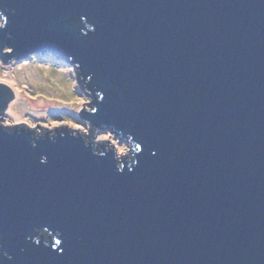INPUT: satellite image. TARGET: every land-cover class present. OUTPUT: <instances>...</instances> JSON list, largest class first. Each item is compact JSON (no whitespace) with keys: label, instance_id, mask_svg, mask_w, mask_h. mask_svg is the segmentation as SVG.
Here are the masks:
<instances>
[{"label":"water","instance_id":"obj_1","mask_svg":"<svg viewBox=\"0 0 264 264\" xmlns=\"http://www.w3.org/2000/svg\"><path fill=\"white\" fill-rule=\"evenodd\" d=\"M0 16L5 57L66 58L100 93L91 131L7 127L0 81V264H264V0H0Z\"/></svg>","mask_w":264,"mask_h":264},{"label":"rangeland","instance_id":"obj_2","mask_svg":"<svg viewBox=\"0 0 264 264\" xmlns=\"http://www.w3.org/2000/svg\"><path fill=\"white\" fill-rule=\"evenodd\" d=\"M72 65L49 53L5 57L0 47V81L14 92L3 109L7 127L27 123V128H37L38 123L55 130L70 123L72 129L91 131V123L83 118L91 97L81 90ZM39 101L46 105L43 109ZM110 130L95 126V140L114 142L115 151L131 154L132 142L119 140Z\"/></svg>","mask_w":264,"mask_h":264},{"label":"trees","instance_id":"obj_3","mask_svg":"<svg viewBox=\"0 0 264 264\" xmlns=\"http://www.w3.org/2000/svg\"><path fill=\"white\" fill-rule=\"evenodd\" d=\"M67 62V61H66ZM70 61H68L69 63ZM75 74H76V79H78V81H80V88L81 90L88 96L91 97V101L93 100L94 97H100V93H98L97 91L95 90H90L87 85L88 83L91 81V79H89L87 77V75H83L81 74V72L77 69V67L75 68ZM87 84V85H86ZM94 89V88H93ZM58 129H55L53 132H56ZM116 137L119 139V140H123L124 138H127L128 140L131 141L130 137L127 136V135H123L122 133H117L115 134ZM132 142V141H131ZM43 231V230H42ZM38 235H42V233L38 232Z\"/></svg>","mask_w":264,"mask_h":264},{"label":"bare ground","instance_id":"obj_4","mask_svg":"<svg viewBox=\"0 0 264 264\" xmlns=\"http://www.w3.org/2000/svg\"><path fill=\"white\" fill-rule=\"evenodd\" d=\"M72 66L74 67V69L76 68V66H74V65H72ZM39 102H40V103L38 104L39 108H40V109H43L46 105H42L41 101H39ZM89 105H90V108H95V107H94V104H92V102H90ZM86 116H87V114H84V115H83V118L86 117ZM84 119H85V118H84ZM90 123H91V122H90ZM95 126H98V125L95 124ZM99 127L104 128V127H107V126L101 125V126H99ZM109 128H110V127H109Z\"/></svg>","mask_w":264,"mask_h":264},{"label":"clouds","instance_id":"obj_5","mask_svg":"<svg viewBox=\"0 0 264 264\" xmlns=\"http://www.w3.org/2000/svg\"><path fill=\"white\" fill-rule=\"evenodd\" d=\"M50 54V53H49ZM65 60H66V58H65ZM69 63H71V62H69ZM73 67V66H72ZM75 70V69H74ZM114 133V132H113ZM115 134H117V133H115Z\"/></svg>","mask_w":264,"mask_h":264},{"label":"snow or ice","instance_id":"obj_6","mask_svg":"<svg viewBox=\"0 0 264 264\" xmlns=\"http://www.w3.org/2000/svg\"><path fill=\"white\" fill-rule=\"evenodd\" d=\"M59 243V242H58Z\"/></svg>","mask_w":264,"mask_h":264}]
</instances>
